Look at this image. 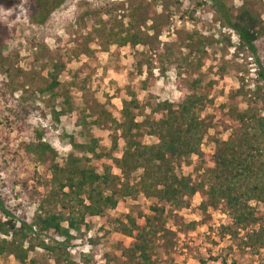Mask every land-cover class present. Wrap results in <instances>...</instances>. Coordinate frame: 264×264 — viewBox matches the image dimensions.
<instances>
[{"label": "rangeland", "instance_id": "rangeland-1", "mask_svg": "<svg viewBox=\"0 0 264 264\" xmlns=\"http://www.w3.org/2000/svg\"><path fill=\"white\" fill-rule=\"evenodd\" d=\"M129 1L132 0H66L42 25L32 23L28 9L22 5L11 11L0 8V26L14 33L5 42L6 61L0 71V182H7L6 186L0 183V193L9 208L19 206L17 216L24 214L29 219L37 209L36 203L28 204L19 182L30 179L34 172L42 182H47L51 163L62 164L71 152L70 137L85 143L89 136H94L98 139V151L110 148V127H99L92 122L102 108L121 120V102L128 99V91L136 93L146 115L150 105L163 101L177 103L193 93L206 95L207 104L198 112L207 125L200 149L210 155L216 142L226 141L236 130L234 114L247 108L256 85H261L256 74L257 60L264 73V36L255 43L257 60L247 51L238 53L236 34L215 19L208 0H164L171 4H157L151 20L138 28L145 43L117 47L111 43L107 22L118 25L112 32L125 27L124 9ZM225 1L233 12L247 5L264 22V0ZM197 35L213 41L205 47L199 67L196 62L199 54L187 46L194 43L190 37L195 41ZM183 58L187 59L186 63ZM51 72L61 86L67 87L72 109L58 123L53 122L47 110L52 105L56 111L67 106H62V99L50 100L45 87L51 83ZM196 80L198 83L194 84ZM208 84H211L209 92ZM11 87H15L12 92ZM23 108L30 112L28 116L18 115ZM44 111L43 117L40 112ZM40 131H44L42 141L55 154L52 160L45 156V163L26 157L22 147ZM142 142L154 144L157 140L145 136ZM117 143L119 150L115 156L123 148L121 138H117ZM90 163L100 173L103 163L110 164L105 158L92 159ZM195 167L196 159L192 156L177 173L191 176L197 182L199 174L196 175ZM113 173L119 174V171L114 168ZM139 174L140 170L134 178ZM32 182L31 178L29 185ZM201 199L197 193L190 199L189 207L172 212L173 217L168 218L166 226L174 235L169 240V248L163 247L166 241H159L160 247L154 253L156 264H223L224 259L225 264H264L263 251L242 252L228 237H218V228L228 223V216L219 210L208 209L206 213L198 210ZM152 204V200L140 195L108 211L105 219H93L87 236L77 235L74 245L67 249L70 257L78 262L79 253H89L90 239L100 238L104 228L109 235L95 253L94 264H125L116 246L119 241L128 245L131 239L121 236L113 221L127 214H148ZM251 204L261 213L259 205ZM191 221L197 222V226L186 232L181 223ZM0 237L9 239V236ZM29 256L34 257L36 264H56L54 257L41 249H35ZM0 264L18 263L8 257L0 258Z\"/></svg>", "mask_w": 264, "mask_h": 264}, {"label": "trees", "instance_id": "trees-1", "mask_svg": "<svg viewBox=\"0 0 264 264\" xmlns=\"http://www.w3.org/2000/svg\"><path fill=\"white\" fill-rule=\"evenodd\" d=\"M65 1L0 0V8L11 11L22 5L28 9L30 21L42 25ZM208 1L215 19L236 34L237 52L247 51L257 60L255 43L264 36V22L260 16L245 4L233 12L225 0ZM132 2L129 1L124 9L125 27L112 32L118 25L107 22L111 43L117 47L144 44L140 26L151 20L157 4H171L164 0ZM123 6L121 4V8ZM12 35L14 33L8 28L0 26V71L6 61L3 56L5 42ZM189 40L194 43L187 46L199 54L196 60L199 67L205 47L212 45L213 41L198 35L195 41L193 37ZM183 61L186 63L187 59L183 58ZM257 68L256 75L261 85H256L247 108L234 114L236 130L226 141L216 142L210 155L200 149L207 125L199 118L198 112L207 104L206 95L193 93L177 103L159 102L150 105L146 115L145 106L139 103L136 93L128 91V99L121 102V120L102 108L92 124L110 127L109 149L98 151V139L94 136H89L85 143L75 142L70 137L71 152L62 164L51 163V176L47 182H42L36 172L31 176L33 184L29 185L31 178L19 182L28 204H37L31 218L27 219L24 214L17 216L19 206L9 208L5 196L0 193V236H9L8 240L0 237V258L12 257L18 264H36L29 254L41 249L52 255L56 264H94L95 253L109 235L104 228H101L100 238L90 239V252L79 253L78 262L70 257L67 249L74 245L78 236H87L93 219L103 220L108 211L120 208L126 199L142 195L153 201L148 214H127L113 221L116 231L131 239L128 245L119 241L116 248L125 264H156L154 253L160 247L159 241H166L163 247L169 248V240L174 235L166 226L168 218L173 217V211L189 207L190 199L197 193L202 196L198 210L204 213L208 209L219 210L228 216V223L218 228L219 238L228 237L242 252H264V73L258 60ZM53 72L49 75L51 83L45 89L50 93V100L62 99V106H67L56 111L52 105L47 110L53 122L58 123L72 109L67 87L57 82ZM11 88L12 92L15 87ZM206 89L211 91V84ZM40 113L44 117L46 112ZM29 114L23 108L18 115L25 117ZM138 117L142 119L137 120ZM117 132H120L119 136ZM43 133L36 132L31 140L22 144L26 157L40 163H45V156L52 160L55 155L52 148L42 141ZM145 136H152L157 142L144 144ZM117 138L123 142L119 156H115L119 150ZM192 156L196 159L195 173L199 174L197 182L191 176L177 173L184 161ZM103 158L110 164L103 163L100 173L90 162ZM114 168L119 174L113 173ZM138 170L140 174L134 178ZM0 183L7 185L4 181ZM252 202L262 208L261 213H257ZM181 224L186 232L197 226L194 221ZM49 239L50 242L47 241Z\"/></svg>", "mask_w": 264, "mask_h": 264}]
</instances>
